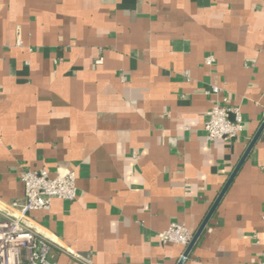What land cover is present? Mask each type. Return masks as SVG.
<instances>
[{"label":"crops","instance_id":"obj_1","mask_svg":"<svg viewBox=\"0 0 264 264\" xmlns=\"http://www.w3.org/2000/svg\"><path fill=\"white\" fill-rule=\"evenodd\" d=\"M222 95L244 130L209 141ZM263 120L264 0H0V207L75 171L28 220L54 264H177L159 233L196 232ZM261 262L264 130L183 264Z\"/></svg>","mask_w":264,"mask_h":264},{"label":"built area","instance_id":"obj_2","mask_svg":"<svg viewBox=\"0 0 264 264\" xmlns=\"http://www.w3.org/2000/svg\"><path fill=\"white\" fill-rule=\"evenodd\" d=\"M103 60L100 57L96 62L101 64ZM204 62L211 67L215 62L214 55H207ZM211 93L221 95L223 89L214 85ZM228 100L222 95L207 111L204 128L209 141H233L244 130L240 107L227 105ZM20 178L25 187L24 199L0 207V264H54L48 257L50 239L33 229L28 220L34 211L49 210L54 198L70 201L76 198L75 171L68 169L52 175L45 168L24 169ZM194 233L184 224L172 223L159 233V238L165 244H180L186 250Z\"/></svg>","mask_w":264,"mask_h":264},{"label":"water","instance_id":"obj_3","mask_svg":"<svg viewBox=\"0 0 264 264\" xmlns=\"http://www.w3.org/2000/svg\"><path fill=\"white\" fill-rule=\"evenodd\" d=\"M263 130H264V120L262 121V123H261L260 127L258 128L256 134L254 135L253 139L251 140L250 144L248 145L245 153L243 154V156L240 159L239 163L237 164V166L235 167L234 171L230 175V177L227 180L226 184L222 188L220 194L218 195L217 199L213 203V205L210 208L209 212L207 213L206 217L204 218V220L202 221L201 225L199 226V228L194 233V236H193L191 242L187 246L185 252L183 253V256L180 258V260L178 261L177 264H183L184 261L186 260V258L188 257V255L191 252L193 246L195 245V243L197 242V240L200 237L201 233L203 232L204 228L208 224L211 216L213 215L214 211L216 210V208H217L218 204L220 203L222 197L224 196L225 192L229 188V186L232 183L234 177L236 176L237 172L239 171L240 167L242 166L243 162L245 161V159L247 158L249 153L251 152L252 148L254 147L255 143L257 142V140H258V138L261 135Z\"/></svg>","mask_w":264,"mask_h":264}]
</instances>
